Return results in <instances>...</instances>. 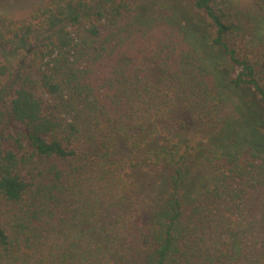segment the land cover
I'll use <instances>...</instances> for the list:
<instances>
[{
    "label": "trees",
    "instance_id": "obj_1",
    "mask_svg": "<svg viewBox=\"0 0 264 264\" xmlns=\"http://www.w3.org/2000/svg\"><path fill=\"white\" fill-rule=\"evenodd\" d=\"M174 2L0 13V264H264V0Z\"/></svg>",
    "mask_w": 264,
    "mask_h": 264
},
{
    "label": "rangeland",
    "instance_id": "obj_2",
    "mask_svg": "<svg viewBox=\"0 0 264 264\" xmlns=\"http://www.w3.org/2000/svg\"><path fill=\"white\" fill-rule=\"evenodd\" d=\"M46 0H0V13H5L11 16H23L27 14L33 7L38 4L45 2ZM192 0H175L174 3L177 5L189 6ZM259 35L256 41L264 39V21L260 23ZM152 77L153 80L157 81L160 77V70L158 67H152ZM240 95L245 99L249 100L253 97V94L249 91L232 93L230 99L227 102L226 110L224 111L225 116L235 115L234 113V103L239 101ZM161 130L164 135H172L177 133H182L183 135H195L197 139L208 140L210 135L208 130L199 129L193 120L191 113L184 107L180 102L178 107L174 110L172 116L164 121L161 125ZM145 193L142 191H137V199L139 201L140 210L145 212L146 204L144 202ZM147 206V205H146ZM143 208V209H142Z\"/></svg>",
    "mask_w": 264,
    "mask_h": 264
}]
</instances>
